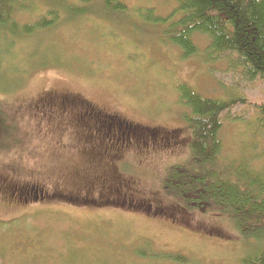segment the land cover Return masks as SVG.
<instances>
[{
    "label": "rangeland",
    "instance_id": "rangeland-1",
    "mask_svg": "<svg viewBox=\"0 0 264 264\" xmlns=\"http://www.w3.org/2000/svg\"><path fill=\"white\" fill-rule=\"evenodd\" d=\"M77 2L24 0L19 25L49 12L58 24L12 43L0 36V115L14 131L0 149V264H243L259 247L227 217L185 211L157 188L188 159L183 84L243 100L222 116L218 163L264 171L254 109L264 82L247 80L227 54L207 58L203 35L184 57L167 24L142 18L177 15L178 0H120L125 12L91 0L78 5L86 15L67 14ZM75 176L89 179L82 187Z\"/></svg>",
    "mask_w": 264,
    "mask_h": 264
},
{
    "label": "trees",
    "instance_id": "trees-1",
    "mask_svg": "<svg viewBox=\"0 0 264 264\" xmlns=\"http://www.w3.org/2000/svg\"><path fill=\"white\" fill-rule=\"evenodd\" d=\"M23 2L0 0V36L3 39L11 38V43L55 27L59 22L60 15L49 12L31 24L19 25L13 15L17 10L24 9ZM90 2L78 0L75 7L68 8L67 14L76 17L86 15V11L78 5L88 7ZM101 2L105 11L126 10L120 0ZM176 14L159 18L149 10L142 18L151 24H167L169 27L166 33L171 43L182 50L184 57L197 51L193 35H203L209 41L205 52L207 58L227 54L228 65L241 68L247 80L258 79L264 82V0H178ZM178 95L180 102L189 110V113L183 115L190 130L187 145L189 155L187 161L169 166L163 171L158 192L185 211L214 210L218 215L227 217L243 239L252 240L259 247L257 254L244 259L243 264H264V171L252 172L240 165L234 169L230 165L226 166L223 171L218 163L222 149L219 137L222 116L243 100L204 97L184 84L178 86ZM91 109L90 114L93 115L94 108ZM254 109L255 126L264 137V103L254 104ZM75 114L79 116V112ZM106 123L112 126L111 122ZM123 126L129 130V125ZM13 132L0 115V149L9 146L7 141L14 135ZM113 132L108 136L106 134L105 139L115 141L117 133ZM95 141L99 139L96 137ZM78 143L81 145L85 141L78 138ZM95 176L93 179H98ZM85 179L89 177L75 176V181L82 187L86 184ZM108 182L113 183L110 180ZM52 193L56 196L59 194L56 188ZM5 255L0 259L7 262ZM173 258L183 259L180 256Z\"/></svg>",
    "mask_w": 264,
    "mask_h": 264
}]
</instances>
